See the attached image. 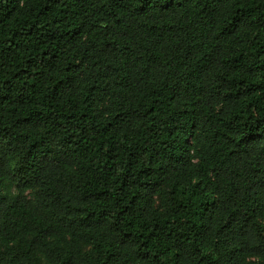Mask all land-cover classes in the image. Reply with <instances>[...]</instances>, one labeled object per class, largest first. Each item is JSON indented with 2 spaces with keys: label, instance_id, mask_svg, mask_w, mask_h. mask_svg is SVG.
Wrapping results in <instances>:
<instances>
[{
  "label": "trees",
  "instance_id": "1",
  "mask_svg": "<svg viewBox=\"0 0 264 264\" xmlns=\"http://www.w3.org/2000/svg\"><path fill=\"white\" fill-rule=\"evenodd\" d=\"M0 264H264V0H0Z\"/></svg>",
  "mask_w": 264,
  "mask_h": 264
}]
</instances>
